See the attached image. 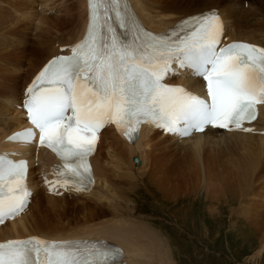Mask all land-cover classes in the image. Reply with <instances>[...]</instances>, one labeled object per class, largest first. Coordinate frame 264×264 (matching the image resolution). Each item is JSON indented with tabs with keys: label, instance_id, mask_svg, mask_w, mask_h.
Listing matches in <instances>:
<instances>
[{
	"label": "snow or ice",
	"instance_id": "1",
	"mask_svg": "<svg viewBox=\"0 0 264 264\" xmlns=\"http://www.w3.org/2000/svg\"><path fill=\"white\" fill-rule=\"evenodd\" d=\"M88 5L85 38L71 55L49 61L26 90L24 102L41 146L60 156L63 168L81 183L90 172L87 157L106 124L134 139L144 123L187 136L207 125L240 128L256 118V105L264 104V48L246 43L218 47L222 22L216 12L186 21L193 27L178 43L148 33V39L137 35L124 43L109 23L114 19L120 28L127 26L124 0H88ZM173 63L202 78L209 99L163 83ZM34 129L11 139L30 143ZM25 172V161L0 155V223L26 206ZM113 258L112 252L87 242L81 247L34 237L0 243V264H110Z\"/></svg>",
	"mask_w": 264,
	"mask_h": 264
},
{
	"label": "bare ground",
	"instance_id": "2",
	"mask_svg": "<svg viewBox=\"0 0 264 264\" xmlns=\"http://www.w3.org/2000/svg\"><path fill=\"white\" fill-rule=\"evenodd\" d=\"M129 1L146 27L153 32L172 26V22L181 17L216 8L223 20L227 41L239 40L264 48V2L259 0L247 1L248 9L253 10L246 16L239 10L240 4L243 5L246 0H210V4L190 10L186 9L185 3L200 0ZM2 2L5 6L12 4L8 6L12 12L23 14L22 19L21 14L20 17H13L7 9L3 17L1 12H4V6L0 7V18L6 17L10 22L8 25L0 21V40L4 36L3 29L7 32L15 28L20 34L13 35L14 38L19 44H24V47H18L11 43V36L7 37L4 43L12 48L13 53L8 55L7 68L0 65V98L5 97L15 103L10 108L0 105V114L5 115L8 126L16 130L23 127L20 95L28 80L57 50L68 49L83 36L87 22L86 0H75L76 9L71 11L67 8L65 16L68 18L63 21L59 18L53 21L49 16L36 13L35 0H0V4ZM235 8H238L237 11ZM32 18L38 19L40 24L36 27L32 47H27V29L31 25L26 22ZM56 32L62 33L60 37ZM185 73L186 80L178 82L196 89L199 83L189 77L188 69ZM18 89H21L20 93ZM1 124L0 121V133L3 129ZM263 125L264 108L253 131L246 135L207 130L202 135L180 142L146 128L140 131L134 145H127L112 130H105L92 156L95 186L87 193H71V189H68V194L54 198L38 194L33 198L28 213L0 228V239L33 234L50 240L103 239L121 247L124 255L121 262L117 261L118 264H174L167 242L147 221L136 216L135 208L124 199L129 192L126 185L133 184V180L139 177L140 182L144 179L150 185L157 186L163 197L180 199L193 195L203 183L208 189L211 186L207 193L214 204L215 200L221 201L233 192V183H239L241 190H234L235 197L239 198L237 210L241 215H246V220H252V227H257L258 222L264 223V211L258 210L254 200L250 203L248 196L254 197L251 190L259 186L264 199ZM38 150L41 172H46L52 156L42 148ZM133 156L138 157V165L132 162ZM120 179H123L121 188ZM218 187L223 192L215 191ZM34 188H37L36 184ZM255 199L259 201V198ZM263 248L264 236L257 253Z\"/></svg>",
	"mask_w": 264,
	"mask_h": 264
},
{
	"label": "rangeland",
	"instance_id": "3",
	"mask_svg": "<svg viewBox=\"0 0 264 264\" xmlns=\"http://www.w3.org/2000/svg\"><path fill=\"white\" fill-rule=\"evenodd\" d=\"M259 1L261 3L264 2V0ZM35 3L37 4V2ZM195 3L186 2L184 6L189 10L197 9L203 5L210 4V0H200ZM6 5L12 6V4ZM244 5L240 4L239 10L243 14L245 13L246 16L253 9H246L243 7ZM1 6L2 8L4 6V12H1L4 17L8 6H5L3 2L0 4ZM55 7L56 11L53 14L47 13L44 17L49 16L53 21L59 18L60 21H63L64 18H68L65 16L66 9L68 8L72 11L76 9L77 5L75 0H61L55 3ZM236 9L238 8L234 10L237 11ZM17 13L23 16L19 11ZM0 21L10 24L6 17L0 18ZM26 24L31 25L27 29V47H32L31 43L34 40L31 41L29 38L31 34H36L37 28L35 27L39 25L36 24L34 18L29 19ZM3 31L4 36L0 40V65L7 68L8 55L12 54L13 50L4 43V40L11 36L12 44L18 47H24V44H19V41L14 38L13 35L20 34V32L15 31V28L7 32L5 29ZM38 33H40L39 30ZM56 34L59 36L62 33L56 32ZM42 49L46 48L42 47ZM3 60H5L4 63L1 62ZM20 91L21 89H18L19 93ZM0 105L4 108H10L15 103L9 102L4 97L3 99L0 98ZM4 116L0 114V119L8 122V118H4ZM122 180L120 179V188L123 185ZM133 182V184L129 183L130 185H126L129 192L124 199L128 201L130 206L135 208L133 209V211L135 210V215L141 217L143 221H147L151 228L157 230L160 238L167 242V248L171 257H173L174 264H264V248L257 253L259 242L264 236V223L257 221L259 225L252 227V220H246V215H241L237 210L239 208V198L235 197L234 190H241L239 183H233V192L227 194L221 201L215 200L214 204H212L210 195H208L211 186L208 189L204 187L203 183L200 185L201 188L199 187L200 189L198 188V191L196 190L193 195H186L180 199L176 197L168 199L163 197L157 186L150 185L147 180L142 179V182H140V178L137 177ZM137 186L140 188V195L135 192L138 189ZM223 187L228 188V186ZM258 187H253L254 189L251 191H253L252 193L255 196L249 195L248 200L250 203L253 200L257 202L258 205L255 204V206L258 210L264 211V199ZM219 188L215 189V191L223 192V189ZM255 198H259V201ZM262 221L264 222V219Z\"/></svg>",
	"mask_w": 264,
	"mask_h": 264
}]
</instances>
